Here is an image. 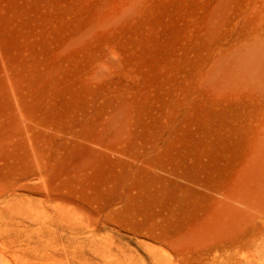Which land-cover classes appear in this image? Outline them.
<instances>
[{"label":"rangeland","instance_id":"374dc122","mask_svg":"<svg viewBox=\"0 0 264 264\" xmlns=\"http://www.w3.org/2000/svg\"><path fill=\"white\" fill-rule=\"evenodd\" d=\"M227 3L0 0L5 219L15 182L39 172L81 204L88 262L179 264L229 239L240 219L226 195L254 139L232 130L231 93L199 75ZM29 198L41 210L43 197Z\"/></svg>","mask_w":264,"mask_h":264},{"label":"bare ground","instance_id":"6f19581e","mask_svg":"<svg viewBox=\"0 0 264 264\" xmlns=\"http://www.w3.org/2000/svg\"><path fill=\"white\" fill-rule=\"evenodd\" d=\"M229 1L224 7L226 33L213 47L209 69L199 75L213 87L227 89V96L231 93L232 130L248 128L254 139L241 185L226 195L240 220L229 239L185 254L179 264H264V0H241L236 7ZM111 122L122 126L117 117ZM15 183L11 193L19 199L7 204L13 208L7 221L0 207V264H95L85 256L84 225L73 222L81 204L51 191L39 172L22 175ZM34 195L43 197L39 211L30 208Z\"/></svg>","mask_w":264,"mask_h":264}]
</instances>
